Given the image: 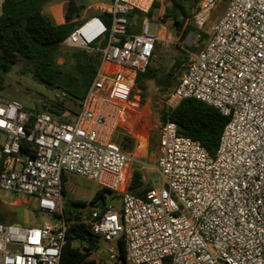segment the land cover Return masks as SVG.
<instances>
[{
    "label": "built area",
    "instance_id": "built-area-1",
    "mask_svg": "<svg viewBox=\"0 0 264 264\" xmlns=\"http://www.w3.org/2000/svg\"><path fill=\"white\" fill-rule=\"evenodd\" d=\"M153 1L112 0L110 24L81 16L61 42L101 53L75 115L68 109L59 120L0 91V196L32 197L33 210L50 216L40 225L0 221V264H61L70 226L62 181L70 173L120 197L118 208L86 204L72 212L98 236L107 263L264 264V0H226L206 43L165 93L167 111L193 97L228 118L216 155L167 118L158 133L160 181L139 196L129 189L130 152L114 136L135 111L136 78L158 39L147 17L129 31L128 14L148 12ZM218 1L200 0L192 25L203 30ZM52 99L69 97L57 89Z\"/></svg>",
    "mask_w": 264,
    "mask_h": 264
},
{
    "label": "trees",
    "instance_id": "trees-1",
    "mask_svg": "<svg viewBox=\"0 0 264 264\" xmlns=\"http://www.w3.org/2000/svg\"><path fill=\"white\" fill-rule=\"evenodd\" d=\"M166 6L163 18H172L176 30L182 31L181 37L185 38L190 31H196L202 41L208 39V34L198 30L194 25L186 23L187 18L198 8L200 0H165ZM51 0H1L0 6V89L4 87L6 73L12 66L24 60L34 75L44 78L53 89L65 90L69 99L79 102L86 94L97 68L101 62L99 51L87 52L83 49H69L65 53L71 60L66 70L57 57L61 49V42L79 24L83 10L87 6V0H67L64 10L65 21L57 23L54 18L44 12ZM160 1L154 0L148 12L133 10L128 14V30L132 31L131 18L153 17ZM99 15L106 23L110 24L111 14L107 11L92 12ZM185 57V56H184ZM184 57H177L168 71H164L151 63L143 72H139L135 87L141 90L144 100L147 81L154 80L158 89L166 93L174 82L175 69L183 62ZM151 62V61H150ZM43 109L31 108L34 111H47L59 120H65V112L68 109L64 102H58L48 98L42 103ZM170 118L177 124L180 134L190 136L201 142L211 155H216L220 137L228 118L215 106L200 99L189 97L171 111L162 109L160 124ZM119 143L126 150L132 151L136 140L128 133H122ZM143 173L140 169L133 170L129 189L139 196H145L147 185L143 181ZM64 175L62 181L63 196L68 194ZM110 189L101 187L87 199L71 197L64 205L67 222L70 226L66 230L67 241L63 246L61 264H111L105 261L103 255L98 257L100 248L98 236L92 233L79 216H72V208L77 209L81 205L98 204L105 208L108 204ZM116 195V194H114ZM36 211V210H34ZM38 212V211H37ZM0 221L7 222L4 213H0ZM121 257L125 256L123 240L120 239ZM114 261L113 264H117Z\"/></svg>",
    "mask_w": 264,
    "mask_h": 264
},
{
    "label": "rangeland",
    "instance_id": "rangeland-1",
    "mask_svg": "<svg viewBox=\"0 0 264 264\" xmlns=\"http://www.w3.org/2000/svg\"><path fill=\"white\" fill-rule=\"evenodd\" d=\"M67 0H51L49 4L58 5L62 10L63 2ZM47 5L45 10L50 12V5ZM160 7L157 8L153 17L149 20V31L155 33L156 22L165 24L166 35L164 40H159L156 43L154 56L151 59V64L164 71H168L174 60L177 57H184L183 62L175 69L173 82L177 76L182 73L185 63L192 53L199 51L207 40L202 41L196 31H190L185 38L181 37L182 31H177L172 18L169 21L163 18L164 8L166 6L165 0H160ZM1 6V0H0ZM226 8V0H219L214 7L212 16L208 21L206 27L201 30L208 32L209 26L214 23ZM90 10H83L82 15H89ZM145 17L136 15L131 18L132 27L139 29L142 20ZM167 20V22H166ZM166 22V23H165ZM186 23H191L188 17ZM208 34V33H207ZM66 49L62 48L58 54V61L63 64L67 70L70 66L71 60L65 53ZM1 94L5 98L19 100L26 106L40 110L43 109L42 103L48 98H53L57 89H49L44 83L35 80V75L32 70H29L26 62L21 60L15 63L12 68L6 73L4 87L0 89ZM165 93L161 92L154 80L147 81V89L144 100H142L141 90L134 88L130 101L134 103L136 109L132 112V116L124 123L125 127H121L116 132L114 138L119 142L122 133H128L136 140L135 146L130 152L131 159L129 161V169L131 173L135 168L142 171L145 177V184H151V181H160V172L156 163L158 155V133L160 128V114L164 108ZM80 102V101H79ZM79 102L75 103L68 99L66 106L72 109L73 115L79 110ZM146 139V146L140 147V141ZM68 194L63 196L64 205L71 197L87 199L90 201L95 192L101 186L85 176L70 173L66 181ZM115 194V193H114ZM108 193V203L118 208L121 205L120 197ZM35 200L32 197L22 195H12L10 193H3L0 196V213H4L7 222H19L24 225H40L50 219V216L34 211L32 206ZM77 209L72 208L75 212ZM98 257L103 255L102 249H99L96 254Z\"/></svg>",
    "mask_w": 264,
    "mask_h": 264
},
{
    "label": "crops",
    "instance_id": "crops-1",
    "mask_svg": "<svg viewBox=\"0 0 264 264\" xmlns=\"http://www.w3.org/2000/svg\"><path fill=\"white\" fill-rule=\"evenodd\" d=\"M111 2H112V0H87V6L85 7L84 10H86V11L90 10L91 13L89 15H91L92 12L106 11L109 8ZM64 4H65V2H63L62 10H60L58 8V5H54L51 3V4H49L50 5V12H47L45 9H44V12L50 14L57 23H62L65 21ZM81 16H85V15H81ZM167 20L169 21V18H167ZM167 20H166V22H167ZM132 31H139V29L132 27ZM155 32H157V35H158L157 42L159 40H164L165 35H166L165 24L160 23L159 27L155 30ZM134 110H136V109L134 108ZM129 173L131 176L132 173H131L130 169H129Z\"/></svg>",
    "mask_w": 264,
    "mask_h": 264
},
{
    "label": "water",
    "instance_id": "water-1",
    "mask_svg": "<svg viewBox=\"0 0 264 264\" xmlns=\"http://www.w3.org/2000/svg\"><path fill=\"white\" fill-rule=\"evenodd\" d=\"M66 6H67V2H65L64 4V10L66 9ZM35 80L44 83L49 89H53V86L49 84L44 78L35 75Z\"/></svg>",
    "mask_w": 264,
    "mask_h": 264
},
{
    "label": "bare ground",
    "instance_id": "bare-ground-1",
    "mask_svg": "<svg viewBox=\"0 0 264 264\" xmlns=\"http://www.w3.org/2000/svg\"><path fill=\"white\" fill-rule=\"evenodd\" d=\"M144 146H146V139L140 141V147L143 148Z\"/></svg>",
    "mask_w": 264,
    "mask_h": 264
}]
</instances>
